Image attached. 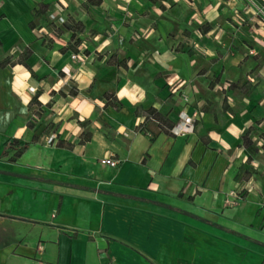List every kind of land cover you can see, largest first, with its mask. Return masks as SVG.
Here are the masks:
<instances>
[{"label": "crops", "instance_id": "0c3cea01", "mask_svg": "<svg viewBox=\"0 0 264 264\" xmlns=\"http://www.w3.org/2000/svg\"><path fill=\"white\" fill-rule=\"evenodd\" d=\"M0 264H264V0H0Z\"/></svg>", "mask_w": 264, "mask_h": 264}, {"label": "trees", "instance_id": "16d2710c", "mask_svg": "<svg viewBox=\"0 0 264 264\" xmlns=\"http://www.w3.org/2000/svg\"><path fill=\"white\" fill-rule=\"evenodd\" d=\"M37 98H38V94L34 100L36 101ZM154 118L162 122V118L160 116L154 115ZM251 132L252 129H249L242 136V144L245 148H250L251 146H253ZM34 142H36V137L33 139V143ZM28 147L29 145L21 140H17V139L10 140L5 144V148L2 156L8 157L12 152H15L14 155L10 158L12 162H15L24 154V152L28 149Z\"/></svg>", "mask_w": 264, "mask_h": 264}, {"label": "built area", "instance_id": "2783aa9c", "mask_svg": "<svg viewBox=\"0 0 264 264\" xmlns=\"http://www.w3.org/2000/svg\"><path fill=\"white\" fill-rule=\"evenodd\" d=\"M260 13H261V11H260ZM262 14V13H261ZM72 59L73 60H80V58H79V56L77 55V54H75V55H73L72 56ZM83 60L85 61L86 60V58H83ZM193 119L192 118H190V117H186L185 119H184V129L182 130V132H187L189 129H190V127L193 125ZM101 163L103 164V165H107V166H110V167H113V168H115V167H117L118 166V162L117 161H115V160H113L112 158H109V159H103L102 161H101ZM231 195H235L234 193H232Z\"/></svg>", "mask_w": 264, "mask_h": 264}]
</instances>
